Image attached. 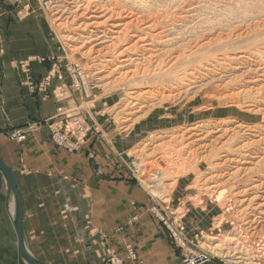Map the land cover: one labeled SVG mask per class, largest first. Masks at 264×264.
<instances>
[{
	"label": "rangeland",
	"instance_id": "1",
	"mask_svg": "<svg viewBox=\"0 0 264 264\" xmlns=\"http://www.w3.org/2000/svg\"><path fill=\"white\" fill-rule=\"evenodd\" d=\"M258 1L0 0L19 19L39 15L54 39V57L39 60L46 66L39 80L30 60L18 64L29 92L77 101L5 135L21 143L44 128L58 146L52 130L59 123L75 154L86 149L93 218L107 198L114 232L136 231L129 242L118 238L121 249L105 246L104 264H139L133 240L145 247L146 238L173 264H238V256L264 264V0ZM53 81L59 85L52 88ZM199 122L210 135L194 145L187 129ZM16 131L19 141L10 139ZM215 245L230 258L214 255ZM2 264H21L17 243Z\"/></svg>",
	"mask_w": 264,
	"mask_h": 264
},
{
	"label": "crops",
	"instance_id": "2",
	"mask_svg": "<svg viewBox=\"0 0 264 264\" xmlns=\"http://www.w3.org/2000/svg\"><path fill=\"white\" fill-rule=\"evenodd\" d=\"M38 16L19 19L16 10L0 4V159L15 180L25 249L31 256L42 264H104L105 246L121 249L119 239L129 242L136 231L114 232L113 207L107 198L97 203L93 218V160H89L86 149L82 147L77 154L63 151L50 142L44 128L21 143L5 135L8 129L48 119L58 109L71 110L77 102L58 103L52 97L42 100L23 84L20 62L31 61L30 74L36 81L46 72L39 60L55 53L54 39ZM58 85L53 81L52 88ZM14 205L0 175V264L3 253L16 248ZM101 235L104 241L99 239ZM133 241L139 264H173L154 247V238L152 243L146 238L145 247L140 246L142 240L138 244Z\"/></svg>",
	"mask_w": 264,
	"mask_h": 264
},
{
	"label": "bare ground",
	"instance_id": "3",
	"mask_svg": "<svg viewBox=\"0 0 264 264\" xmlns=\"http://www.w3.org/2000/svg\"><path fill=\"white\" fill-rule=\"evenodd\" d=\"M259 2L258 0H255V2ZM84 5V4H83ZM84 7V6H83ZM87 8H89L88 6H87ZM84 9V8H83ZM85 9H86V7H85ZM92 25V24H91ZM121 29V28H120ZM125 29V28H124ZM178 32V31H177ZM92 33V32H91ZM102 33V32H101ZM117 33V32H116ZM164 33V32H163ZM162 34V33H161ZM103 35V34H102ZM158 36V35H157ZM100 37V36H99ZM107 38V37H106ZM196 39V38H195ZM92 40V39H91ZM156 40V39H155ZM168 40V39H167ZM152 42V41H151ZM104 43V42H103ZM161 43V42H160ZM163 43V42H162ZM150 45V44H149ZM171 45V44H170ZM180 46V45H179ZM168 47V46H167ZM132 48H134V47H132ZM143 48V47H142ZM174 48V47H173ZM135 50H136V48H134ZM133 49V50H134ZM140 49V48H139ZM139 49H137V51L139 50ZM166 49V48H165ZM128 50V49H127ZM134 50V53L136 52ZM156 51V50H155ZM128 52H131V51H128ZM142 52V51H141ZM121 53V52H120ZM120 53H119V55H120ZM137 53V52H136ZM138 53H139V51H138ZM132 54H133V52H132ZM160 54V53H159ZM166 54H168V53H166ZM129 55V54H128ZM139 55V54H138ZM118 56V55H117ZM132 55H130V57H131ZM141 56V55H140ZM144 56V55H143ZM167 56V55H166ZM123 57V56H122ZM161 57H163V56H161ZM141 58V57H140ZM164 58V57H163ZM131 59V58H130ZM134 59V58H133ZM142 60H143V58H141ZM145 59V58H144ZM163 60V59H162ZM162 60H161V62H162ZM125 61V60H124ZM133 61V60H132ZM137 61V60H136ZM138 61H139V59H138ZM126 62V61H125ZM135 62V61H134ZM146 62V61H145ZM160 62V61H159ZM129 63V62H128ZM127 63V64H128ZM147 63V62H146ZM126 64V63H125ZM134 64V63H133ZM160 65H161V63H159ZM122 65V64H121ZM124 65V64H123ZM136 66V65H135ZM138 66V65H137ZM126 67V66H125ZM171 67V66H170ZM118 68V67H117ZM123 68V67H122ZM121 69V68H120ZM136 69V71H138L137 70V68H135ZM126 71V70H125ZM112 74V73H111ZM186 77V76H185ZM188 77V76H187ZM180 81L178 82V84H180L181 83V80H182V84H183V78L181 79V78H178ZM187 79V78H186ZM185 79V80H186ZM184 80V81H185ZM161 81V80H160ZM194 81V80H193ZM163 82V81H162ZM168 82H170V80L168 81ZM176 82V81H175ZM174 82V83H175ZM145 84V83H144ZM176 84V83H175ZM185 85V84H184ZM191 85H193V84H191ZM189 86V85H188ZM198 86V85H197ZM186 87V86H185ZM190 87V86H189ZM193 87V86H192ZM196 87V86H195ZM199 87V86H198ZM177 88V87H176ZM189 89V88H188ZM196 89V88H195ZM189 90H191V89H189ZM159 91V90H158ZM184 91V90H183ZM186 92H187V89H186ZM193 92V91H192ZM146 94H148L149 92H145ZM179 93V92H178ZM196 93V92H195ZM244 93V92H243ZM189 94V93H188ZM149 95H151V93H149ZM179 95L181 96V93H179ZM179 95H176L177 97H179ZM158 96V95H157ZM139 97V96H138ZM163 97V96H162ZM173 97V96H172ZM141 98V97H140ZM158 98V97H157ZM164 100H166V98L164 99L163 98V101ZM162 102V101H161ZM235 106V105H234ZM135 107V106H134ZM249 107V106H248ZM254 107V106H253ZM130 109V108H129ZM199 110V109H198ZM125 111H127V110H125ZM195 111V110H194ZM250 111V110H249ZM135 113V112H134ZM248 113V112H247ZM253 113H256V112H254V110H253ZM252 113V114H253ZM132 114V113H131ZM71 120H76L81 126H83V124H82V121H80L79 119H71ZM200 123V122H199ZM125 124V123H124ZM202 123H200L199 125H196V126H193V127H190L189 128V130L187 129V131H188V133H187V135H189L188 137V139H190V140H192L191 141V144H193L194 143V145L196 144V142H202L203 140H205V138L206 137H208L209 135H210V132H208L207 131V133L204 131L205 130V125L203 126V125H201ZM217 124V123H216ZM61 127V124H59L58 123V125H57V127ZM57 127H55V128H53L55 131H56V133H57V135H58V139L56 140V144L58 145V147H60V148H62L64 151H66V152H68V153H76L77 152V148H76V146L72 143V141L70 140V138L67 136V135H65V134H63L62 132L60 133L59 131H57ZM256 132V131H255ZM204 134V135H203ZM235 135V134H234ZM242 136V135H241ZM184 137V136H183ZM192 137H193V139H195V140H193L192 139ZM154 137L152 136V135H150V137H149V139H153ZM237 138V137H236ZM241 138V137H240ZM240 142V141H239ZM189 143V142H188ZM233 143V142H232ZM245 144V143H244ZM248 144V143H247ZM197 145H199V144H197ZM251 145H253V144H251ZM260 145V144H259ZM145 146H148V145H145ZM247 146H249V148L251 147L250 146V144L249 145H247ZM243 147V145H242V149L244 150V149H248V147ZM156 147V146H155ZM202 147V146H201ZM158 150H159V148H157ZM161 149V148H160ZM246 149V150H247ZM236 150V149H235ZM240 150V149H239ZM134 151V150H133ZM157 151V150H156ZM249 151H250V149H249ZM253 151V150H252ZM238 152V151H237ZM248 152V151H247ZM246 153V152H245ZM250 153V152H249ZM227 154V153H226ZM246 155V154H245ZM242 157V156H241ZM240 158V157H239ZM252 158V157H251ZM1 160V159H0ZM2 161V160H1ZM233 161V160H232ZM231 161V162H232ZM3 162V161H2ZM3 164H4V162H3ZM242 164V163H241ZM5 165V164H4ZM6 166V165H5ZM7 167V166H6ZM8 168V167H7ZM9 169V168H8ZM10 170V169H9ZM139 170V169H138ZM11 171V170H10ZM250 171V170H249ZM3 178V177H2ZM5 181V180H4ZM15 181V180H14ZM6 184V183H5ZM210 184V183H209ZM159 185V184H158ZM160 186V185H159ZM258 186H260V187H262L261 185H258ZM258 186L256 187V185H255V187H254V189L256 188V190H254L253 189V186H252V190H254V191H258L257 190V188H258ZM15 187H16V185H15ZM259 187V190H261V188ZM6 188H7V185H6ZM214 188V187H213ZM212 189V188H211ZM208 190V189H207ZM250 191V190H249ZM155 192V191H154ZM259 192V191H258ZM263 192V191H262ZM244 193V192H243ZM254 193V192H253ZM255 193H257V192H255ZM152 194V193H151ZM244 194H246V192L244 193ZM260 194V193H259ZM12 195H13V193H12ZM154 195H156V194H154ZM237 195V194H236ZM247 197V196H246ZM13 198H14V203H15V209H16V201H15V197H14V195H13ZM18 198H19V196H18ZM260 197H258L257 198V201H258V199H259ZM255 199V198H254ZM248 200H250L249 202L251 203V201L252 202H254L255 200H252V199H248ZM245 201H247V200H245ZM259 201H261V202H264V199H262L261 198V200H259ZM19 203H20V199H19ZM250 205V204H249ZM253 205V204H252ZM258 205V204H257ZM263 206H264V204H262ZM262 206V207H263ZM20 207H21V204H20ZM260 207V206H259ZM245 211V210H244ZM251 211V210H250ZM242 212V211H241ZM260 212V211H259ZM21 214H22V210H21ZM245 215V214H244ZM246 216H244V218H245ZM15 219H16V214H15ZM245 226V225H244ZM242 228V227H241ZM254 229H255V227H254ZM259 230V229H258ZM22 231H23V228H22ZM256 231V230H255ZM252 235V234H251ZM22 237H23V244H24V249H25V238H24V234L22 233ZM209 241H213V239H209L208 240V242ZM263 242V241H262ZM221 244V243H220ZM210 245H212V244H210ZM208 247V246H207ZM209 249H211L212 251H213V254L214 255H216V256H218V257H222L223 259H226V258H230V256H229V252H224V250L225 249H222V247L221 246H219V245H215L214 247L212 246V248H209ZM234 249V248H233ZM25 252H26V254L27 255H29L31 258H33L32 256H31V254L27 251V249H25ZM235 252V251H234ZM236 253V252H235ZM234 255V254H233ZM233 255H231V256H233ZM235 257V256H234ZM239 257V256H238ZM232 258V259H234L235 260V262L236 263H238V264H240V263H244L245 261V263L246 264H252V262H250L249 261V258H248V261H247V259H245V258H242L241 256H240V258ZM22 258H24V260H25V257L23 256V255H21V262L23 263V261H22ZM33 259H35V258H33ZM203 259H204V257H203ZM203 259L202 260H200L201 262L203 261ZM251 259V258H250ZM36 260V259H35ZM206 260V259H205ZM240 260V261H239ZM37 261V260H36ZM25 262L26 263H23V264H27V261L25 260ZM39 262V261H38ZM41 263V262H40ZM42 264V263H41Z\"/></svg>",
	"mask_w": 264,
	"mask_h": 264
},
{
	"label": "water",
	"instance_id": "4",
	"mask_svg": "<svg viewBox=\"0 0 264 264\" xmlns=\"http://www.w3.org/2000/svg\"><path fill=\"white\" fill-rule=\"evenodd\" d=\"M0 69H1V63H0ZM0 175L5 180V183L7 185V189L13 193L16 201V219L14 221V228H15V234L17 239V253L18 257L21 262V255L25 257V260L27 261V264H41L40 262L36 261L35 259L31 258L29 255L26 254L23 244V237H22V214H21V207L19 203L18 193L17 189L15 187V181L12 172L3 164V162L0 160Z\"/></svg>",
	"mask_w": 264,
	"mask_h": 264
},
{
	"label": "built area",
	"instance_id": "5",
	"mask_svg": "<svg viewBox=\"0 0 264 264\" xmlns=\"http://www.w3.org/2000/svg\"><path fill=\"white\" fill-rule=\"evenodd\" d=\"M21 135H22V133H19V132L16 131V133H12L11 134L10 139L19 141L20 140L19 137ZM52 135H53L52 139L55 140V142H56V140L58 139V135H57V133H56V131L54 129L52 130ZM119 262L120 261H118L116 264H119Z\"/></svg>",
	"mask_w": 264,
	"mask_h": 264
}]
</instances>
